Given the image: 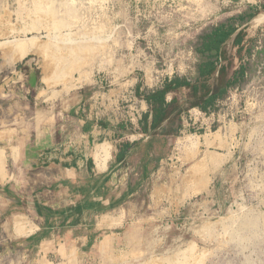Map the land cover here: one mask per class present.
<instances>
[{"label":"rangeland","instance_id":"1","mask_svg":"<svg viewBox=\"0 0 264 264\" xmlns=\"http://www.w3.org/2000/svg\"><path fill=\"white\" fill-rule=\"evenodd\" d=\"M261 3L0 0V264H264V9L238 18ZM222 23L247 34L223 46L227 95L173 91L184 110L143 133L145 97L195 82Z\"/></svg>","mask_w":264,"mask_h":264},{"label":"trees","instance_id":"2","mask_svg":"<svg viewBox=\"0 0 264 264\" xmlns=\"http://www.w3.org/2000/svg\"><path fill=\"white\" fill-rule=\"evenodd\" d=\"M260 9H264V3L251 5L250 10L254 12L248 13L247 11L239 15L238 18L241 20L246 18L247 21H250ZM244 29H240L231 23H222L209 28L200 37L197 51L204 56L201 57L197 65L196 81L193 82L186 76H175L166 80L163 86L150 91L145 99L151 110L144 113L140 120L143 133L161 127L169 118L172 105L177 104L176 108L180 112L184 110L178 98L174 97L171 101L168 100V95L173 91L183 87L190 88L193 93V100L189 103L190 108L200 107L204 111L215 106L219 99L227 95L231 82H225L226 66L221 65L224 54L223 46L233 38L234 45L239 46V50H241L247 36ZM243 69L244 65H241V71ZM130 146L131 143L129 142L124 144L125 149ZM123 156V153H121L119 158Z\"/></svg>","mask_w":264,"mask_h":264},{"label":"bare ground","instance_id":"3","mask_svg":"<svg viewBox=\"0 0 264 264\" xmlns=\"http://www.w3.org/2000/svg\"><path fill=\"white\" fill-rule=\"evenodd\" d=\"M77 1V0H75ZM44 5V4H43ZM41 5V6H43ZM44 7V6H43ZM51 16V15H50ZM52 17V16H51ZM53 18V17H52ZM7 26V25H6ZM56 29V28H55ZM54 29V30H55ZM59 31V30H58ZM6 32V31H5ZM60 34V32H59ZM30 42H26L24 40H20L18 42L15 43V45L13 46V48L15 47L16 50H18V52H20L21 55H26L27 53L31 52V51H38L40 46L37 47L36 45V41L35 39L32 40L30 39ZM55 40V39H54ZM56 41V40H55ZM106 42V41H105ZM54 43V42H53ZM55 44V43H54ZM48 45V44H47ZM60 45V44H59ZM61 46H59L60 48ZM12 48V47H11ZM70 48V47H69ZM49 49V48H48ZM55 50V49H54ZM62 50V49H61ZM57 51V50H56ZM12 52V49H11ZM15 52V51H14ZM43 52V51H42ZM17 53V52H16ZM61 53V52H60ZM58 54V53H57ZM74 54V53H73ZM12 55V54H11ZM47 55V54H46ZM59 55V54H58ZM14 57V55H13ZM20 57V56H19ZM47 57V56H46ZM16 58V57H15ZM22 58V57H21ZM19 59V58H18ZM49 59V57H48ZM59 59V58H58ZM13 60V58H12ZM15 60V59H14ZM13 60V61H14ZM53 62V61H52ZM56 62V61H55ZM73 62V61H70ZM65 64V63H64ZM74 66V65H73ZM55 72V71H54ZM49 75V74H48ZM58 77V76H57ZM49 79V78H48ZM49 81V80H48ZM47 81V82H48ZM108 146V144H107ZM106 145H101L100 147H98L97 151L95 152V160L97 162V165L99 166V168L103 169L107 167V162L108 159H110V150L108 149ZM4 167H5V154L3 152V150H0V175H6V173L4 172ZM3 173V174H2ZM22 222V221H21ZM24 223V222H23ZM30 224V223H29ZM17 228H21L16 226ZM33 227V226H32ZM22 230V229H21ZM32 230V229H31ZM35 230V229H34ZM28 231V230H27ZM23 232V231H21ZM26 233V232H25ZM187 262V261H186ZM200 262V261H199ZM198 263V262H197ZM169 264H186L185 262H174V261H170Z\"/></svg>","mask_w":264,"mask_h":264}]
</instances>
